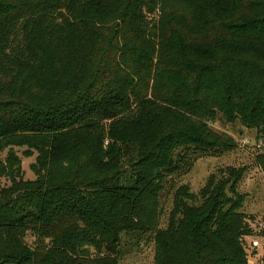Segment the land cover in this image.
<instances>
[{"label": "trees", "instance_id": "16d2710c", "mask_svg": "<svg viewBox=\"0 0 264 264\" xmlns=\"http://www.w3.org/2000/svg\"><path fill=\"white\" fill-rule=\"evenodd\" d=\"M219 121L264 137V0H0V264H264L244 169L175 186Z\"/></svg>", "mask_w": 264, "mask_h": 264}, {"label": "rangeland", "instance_id": "374dc122", "mask_svg": "<svg viewBox=\"0 0 264 264\" xmlns=\"http://www.w3.org/2000/svg\"><path fill=\"white\" fill-rule=\"evenodd\" d=\"M212 130L218 134L231 137L235 141L236 147L223 155H202L195 162L193 170L188 175L181 177L175 183V186L187 185L190 187L191 192L198 194L206 186L210 177L220 180L224 178L223 175L228 169H244V177L238 185L239 193L245 195V204L242 211L246 215L255 216L261 221L264 218V173L259 158L264 157V137L258 131L248 130L240 123L227 124L219 121L212 126ZM17 153L20 155L21 152ZM34 162L35 158L22 159L24 179L27 181L35 180V174L31 169V165ZM9 185V181L5 179L1 180L0 190ZM172 198V195H166L163 198L162 228L166 227L169 220V214L172 209ZM260 232H264V223L262 221L256 229L257 234ZM255 241H259L263 245L264 240L257 237L247 240L246 244L250 254L252 252L250 246ZM28 242L32 244L33 239L30 238ZM257 252L258 255L252 260L253 264H259L260 262L262 250L260 249ZM153 263L154 245L153 241L150 240V242H146L138 249L132 250L121 264Z\"/></svg>", "mask_w": 264, "mask_h": 264}, {"label": "built area", "instance_id": "2783aa9c", "mask_svg": "<svg viewBox=\"0 0 264 264\" xmlns=\"http://www.w3.org/2000/svg\"><path fill=\"white\" fill-rule=\"evenodd\" d=\"M252 249H260L262 248V244L259 241H255L251 244Z\"/></svg>", "mask_w": 264, "mask_h": 264}]
</instances>
